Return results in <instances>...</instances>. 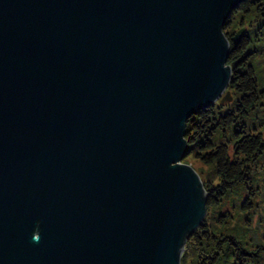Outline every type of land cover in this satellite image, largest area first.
<instances>
[{"label":"water","instance_id":"1","mask_svg":"<svg viewBox=\"0 0 264 264\" xmlns=\"http://www.w3.org/2000/svg\"><path fill=\"white\" fill-rule=\"evenodd\" d=\"M245 1L0 0V264H181L187 125L232 101Z\"/></svg>","mask_w":264,"mask_h":264},{"label":"trees","instance_id":"2","mask_svg":"<svg viewBox=\"0 0 264 264\" xmlns=\"http://www.w3.org/2000/svg\"><path fill=\"white\" fill-rule=\"evenodd\" d=\"M253 12L264 18V0L243 2L234 10L225 28L230 42L228 64L238 63L228 87L232 101L216 102L192 116L186 138L187 157L195 155L213 172L211 178L201 177L208 193V213L211 209H223V204L236 191L244 192L241 215L250 223L258 215V224L254 226L261 229L260 236L253 241L256 248H250L251 229L245 231L246 241H243L231 232H215L206 216L202 226L188 239L182 264L186 263L192 247L198 254L196 264H264V204L258 201L259 197L264 198V125L253 124L257 120L253 117L264 114V87L260 86L257 70L251 65L258 40L252 36L245 20H238L239 15L245 17ZM236 20L238 30L244 33L238 42L234 38L239 31H229ZM260 29L264 36V24ZM219 214L217 219L223 225L233 220L232 212L226 208Z\"/></svg>","mask_w":264,"mask_h":264},{"label":"rangeland","instance_id":"3","mask_svg":"<svg viewBox=\"0 0 264 264\" xmlns=\"http://www.w3.org/2000/svg\"><path fill=\"white\" fill-rule=\"evenodd\" d=\"M240 19L245 20L247 26L249 27L252 33V36L255 37L256 40H258L255 42L256 44L255 46H257L255 50H257V52L251 61V65H254V67L257 70L260 86L264 87V36L260 32L261 31L260 27L264 24V18L259 17L253 12L251 15H248L245 17H242L239 15L238 20ZM238 20H236V23L234 22L232 23V26L230 27L229 31H235V30L239 31L238 30L239 29ZM253 118L257 119L253 123L257 125H254V126H258L259 124L264 125V114H260ZM183 162L187 164H191L196 169V171H198L201 177L205 179L206 177L211 178L209 176H212L213 174L210 168L204 165V163L201 160L197 159L195 155H190L189 157L185 158ZM263 176L259 177V179L260 178L262 179ZM244 200H245V193L236 191L235 193L231 195L230 199L226 203L223 204L224 206L223 209L226 208L227 211L232 212L233 214V220L231 222L223 225L222 222L219 221V219H217V217L220 216L219 211L220 213H222L223 211V209L221 208L209 210V213L207 214V222L208 224L211 225L212 227L211 229H213L215 232L217 233L219 232L221 233L222 231L231 232L235 234L237 237L241 238L243 241H246V238L244 237V235H247V233L245 231L247 229H251V232H249V236H251L250 242L252 243L251 245L252 247L250 248L255 249L256 246L254 248L253 241L254 239L258 240L256 237L260 236V231H261L260 228L258 227L255 228V226L258 224L257 222L258 215L257 214L255 215L254 217L255 220L253 219L254 221L252 223L248 221L247 217L243 219L241 215V207H242V203L244 202ZM258 201L260 204L262 205L264 204V198L259 197ZM188 254L189 255L187 256V261L185 264H196V258L198 254L196 252L195 247L190 248V250L188 251ZM181 264H182V261H181Z\"/></svg>","mask_w":264,"mask_h":264}]
</instances>
